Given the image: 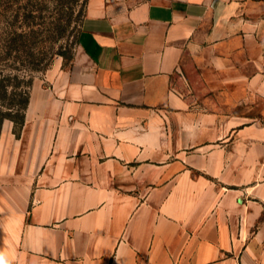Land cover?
Wrapping results in <instances>:
<instances>
[{
    "label": "crops",
    "instance_id": "0c3cea01",
    "mask_svg": "<svg viewBox=\"0 0 264 264\" xmlns=\"http://www.w3.org/2000/svg\"><path fill=\"white\" fill-rule=\"evenodd\" d=\"M0 130V264H264V0H88L68 67Z\"/></svg>",
    "mask_w": 264,
    "mask_h": 264
},
{
    "label": "rangeland",
    "instance_id": "374dc122",
    "mask_svg": "<svg viewBox=\"0 0 264 264\" xmlns=\"http://www.w3.org/2000/svg\"><path fill=\"white\" fill-rule=\"evenodd\" d=\"M87 2L0 0V79L8 85L7 95L0 89L3 100H20L33 82L46 84L53 69L68 67Z\"/></svg>",
    "mask_w": 264,
    "mask_h": 264
},
{
    "label": "trees",
    "instance_id": "16d2710c",
    "mask_svg": "<svg viewBox=\"0 0 264 264\" xmlns=\"http://www.w3.org/2000/svg\"><path fill=\"white\" fill-rule=\"evenodd\" d=\"M0 89L4 95H7L8 85L0 79ZM21 94V93H20ZM23 94V93H22ZM29 91L24 92V97L20 100H11L6 102L0 96V130L1 125L5 119H9L14 123V132L19 135V131L24 121V111L28 103Z\"/></svg>",
    "mask_w": 264,
    "mask_h": 264
}]
</instances>
